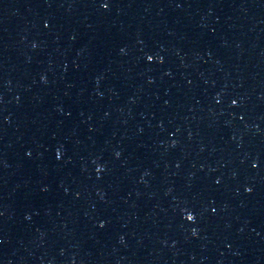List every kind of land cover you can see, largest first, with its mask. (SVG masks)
<instances>
[{"label":"water","instance_id":"obj_1","mask_svg":"<svg viewBox=\"0 0 264 264\" xmlns=\"http://www.w3.org/2000/svg\"><path fill=\"white\" fill-rule=\"evenodd\" d=\"M0 264H264V0H0Z\"/></svg>","mask_w":264,"mask_h":264}]
</instances>
